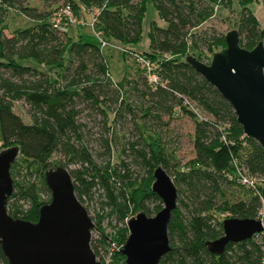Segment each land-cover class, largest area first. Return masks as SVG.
Segmentation results:
<instances>
[{"label":"trees","instance_id":"16d2710c","mask_svg":"<svg viewBox=\"0 0 264 264\" xmlns=\"http://www.w3.org/2000/svg\"><path fill=\"white\" fill-rule=\"evenodd\" d=\"M28 1L0 0V140L7 148L18 147L20 155L10 169L13 192L7 201L9 214L37 221L39 208L51 198L44 173L57 167L51 161L57 154L58 166H77L69 173L81 203L92 198V188L100 183L102 203L110 209L104 211L101 206L95 222L113 215L111 228L122 247L128 233L126 220L138 211L150 216L162 206L150 189L152 170L159 165L175 185L176 205L167 223L170 250L157 264H264L261 234L227 243L218 256L204 245L222 235L223 218L218 219L217 213L256 218L263 205L262 183L252 189L236 180L239 172L264 179L260 146L243 134L231 105L184 62L188 54L207 60L225 45L222 33L193 31L224 1L150 0L164 24L149 22L148 49L144 51L133 46L141 39L146 0H41L48 9L54 6L51 11L30 7ZM251 2L226 0L222 5L235 12L238 43L247 50L258 41L264 46V24L259 27ZM64 5L70 6L73 20L65 18L55 24V13ZM10 9L34 24L10 32L6 23ZM82 11L92 18L97 43L69 34L71 23ZM105 47L119 51L136 65L134 54L148 59L158 78L156 84L147 82L141 68L134 79L127 80L124 74L114 82L102 51ZM24 59H33L39 66L24 64ZM127 84L129 93L124 89ZM18 100L28 103L31 123L14 112L13 103ZM82 105L101 116V121H96L92 114L86 115L100 128L102 153L90 145L93 137L87 135L88 122L81 120ZM177 114L186 115L193 126V156L181 165L172 162V151L161 142L159 132L151 129L161 115ZM116 126L122 133L121 145L116 148L120 156L111 163ZM125 133L133 139L125 138ZM133 165L142 172L131 169ZM103 241L107 240L90 242L97 258ZM111 260L99 261L124 264L119 251ZM0 264H8L1 245Z\"/></svg>","mask_w":264,"mask_h":264},{"label":"water","instance_id":"95a60500","mask_svg":"<svg viewBox=\"0 0 264 264\" xmlns=\"http://www.w3.org/2000/svg\"><path fill=\"white\" fill-rule=\"evenodd\" d=\"M224 44L207 63L190 54L184 62L231 105L243 134L254 139L264 155V46L258 41L250 50L242 48L235 29L224 34ZM18 154V147L0 151V245L8 264H102L91 248L93 221L77 198L66 168L57 166L44 173L51 198L39 208L37 221L9 214L10 169ZM151 175L150 189L162 206L152 216L138 211L126 220L128 233L119 250L124 264H157L170 250L167 223L176 205V188L159 165ZM260 195L264 205V185ZM220 223L222 235L204 242L214 256L227 243L248 239L262 229L256 218L225 217Z\"/></svg>","mask_w":264,"mask_h":264},{"label":"rangeland","instance_id":"374dc122","mask_svg":"<svg viewBox=\"0 0 264 264\" xmlns=\"http://www.w3.org/2000/svg\"><path fill=\"white\" fill-rule=\"evenodd\" d=\"M224 3L218 4V7L213 8V14L210 16L207 20L202 22L200 25H198L195 30L198 33H206L209 34L211 32H217V33H222L225 34L227 31L234 29V21H235V12L231 10L229 7H223L222 5L225 4L226 0H223ZM235 2V0H234ZM63 3V2H61ZM28 6L30 7H36L38 10H49L51 11L53 7L47 8L45 5H43L41 0H29L27 2ZM250 9L255 16L256 20L258 21L259 27H262L264 24V0H252L250 3ZM216 9V10H215ZM151 20H155L157 25L162 26L164 24L163 21H161L154 8L152 7V4L150 0H146V12L144 14V17L142 19V34H141V39L137 43V45H134L133 48L137 50H147L148 47V40L146 37L147 29H148V24ZM6 23L8 25V30L11 32L12 30L21 27H29L34 24V22L30 19H26L22 15L18 13L15 9H10L9 14L6 17ZM72 28H70L69 34L73 35H81L84 39V41L87 42H92V43H97L99 38L98 36L93 32L92 28V18L89 14L83 13V11L78 15L76 20L71 23ZM8 30H6V33H9ZM103 53L105 55V58L108 62L109 65V72L112 80L114 82H117L120 80L124 74L125 79L130 80L134 79V77L138 74L139 72V66L136 65V63L126 57H122L121 53L115 49L105 47L103 48ZM203 53H206L205 50H202ZM210 58V56H209ZM209 59L203 60L202 62L207 63ZM22 63L24 64H31L35 67H38L39 64L34 61L33 59H24L22 60ZM130 84L124 85V89L128 91L131 90ZM130 102L136 104L137 99L130 98ZM84 105V104H83ZM81 106L83 109V112L81 114V120L87 121L88 127L86 128L87 135L90 134L93 137L91 138V146H93V149L97 150V152L102 153L103 147L101 145V141L98 138L100 128L97 126V122H94L91 117L89 119L86 117L89 114H92L93 117L96 118V121H101V116H95L94 113H91L89 109L86 108V106ZM13 110L16 114H18L22 120L25 123H31L32 118L30 115L29 111V105L27 102L24 100H18L14 101L13 103ZM96 125V126H95ZM151 129L154 131L159 132L161 136V142L164 144V146L172 151V154L174 156V160H172L173 163L177 162L179 165L186 163L189 159L192 158L193 156V151H192V143H191V136H192V122L191 120L186 116V115H173L170 117H167L166 115H161V118L158 122H155L154 124H151ZM115 144H113V151L111 155L110 162L114 163L118 160L119 158V153L117 151V147L121 145V130L118 126L115 127ZM88 137V136H87ZM125 138H128L130 140L133 139V136H129V134L125 133L124 134ZM120 138V140H118ZM3 145V142L0 140V151L6 149ZM19 154L16 159L19 158ZM51 161L55 163L52 166L59 165L57 163L60 162L59 155L54 154L51 158ZM98 162H101L99 159H97ZM62 162V161H61ZM77 167V166H75ZM74 166L69 165L66 167L68 171L75 169ZM134 171L141 173L142 171H138V168L135 167L134 165L131 167ZM18 175V179H20V174ZM89 178V177H88ZM86 178V179H88ZM44 198L47 197V194H43ZM92 198L86 197V199L82 202L83 206L87 209L88 214L90 215L94 227L91 229V240H99L102 238H105L107 241L102 242L103 245L100 246L99 248V254L98 258H101L102 260L105 261V255L104 253L107 252L108 245L110 242H115L118 243V241L115 240V230L111 228V225L115 224V218L113 215L111 216H106L103 221L99 224L95 222V213L96 211L101 209V206L104 207V211H108L110 208L102 203L104 201V189L100 185V183H96L95 186L92 188ZM25 208H28L29 205L25 204ZM149 207H152L149 205ZM154 213H151L150 216H152ZM218 219L224 218L227 213H222L219 212L216 214ZM97 258V259H98ZM98 259V260H101ZM110 261H112L110 259ZM109 261V262H110Z\"/></svg>","mask_w":264,"mask_h":264},{"label":"built area","instance_id":"2783aa9c","mask_svg":"<svg viewBox=\"0 0 264 264\" xmlns=\"http://www.w3.org/2000/svg\"><path fill=\"white\" fill-rule=\"evenodd\" d=\"M72 19V12L69 5H64L63 7H60L54 17L55 24H60L63 19ZM104 44V43H103ZM136 58V62L139 65L141 69H143V74L145 75L147 82L151 85H155L158 81L156 73L152 70V64L148 59L142 56H138L134 54ZM242 170V169H241ZM243 171V170H242ZM237 182L241 185H244L246 187H250L252 189H255L256 184L262 183L264 185V179H260L254 176H247L243 172H239L236 178ZM262 185V186H263ZM261 186V187H262ZM260 193V192H259ZM261 196V195H260ZM263 204V202H262ZM256 219L260 220L261 223V231L257 233L256 235L261 234L264 237V205H262L260 212L258 213V216ZM121 249L120 245L115 242H110L107 248V252L104 253L105 255V263H109L112 254L116 251H119Z\"/></svg>","mask_w":264,"mask_h":264},{"label":"crops","instance_id":"0c3cea01","mask_svg":"<svg viewBox=\"0 0 264 264\" xmlns=\"http://www.w3.org/2000/svg\"><path fill=\"white\" fill-rule=\"evenodd\" d=\"M73 36H77V35H75V34L73 33Z\"/></svg>","mask_w":264,"mask_h":264}]
</instances>
